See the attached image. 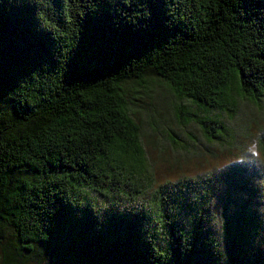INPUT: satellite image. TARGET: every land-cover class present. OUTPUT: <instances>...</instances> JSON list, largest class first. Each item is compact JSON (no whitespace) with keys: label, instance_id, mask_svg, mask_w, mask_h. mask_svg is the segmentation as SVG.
I'll list each match as a JSON object with an SVG mask.
<instances>
[{"label":"trees","instance_id":"obj_1","mask_svg":"<svg viewBox=\"0 0 264 264\" xmlns=\"http://www.w3.org/2000/svg\"><path fill=\"white\" fill-rule=\"evenodd\" d=\"M148 72L179 102L180 124L231 142L222 113L264 97V0H0V264H196L205 250L238 264L246 254L262 223L237 194L224 199L230 258L205 236L220 177L148 194L125 88Z\"/></svg>","mask_w":264,"mask_h":264},{"label":"rangeland","instance_id":"obj_2","mask_svg":"<svg viewBox=\"0 0 264 264\" xmlns=\"http://www.w3.org/2000/svg\"><path fill=\"white\" fill-rule=\"evenodd\" d=\"M144 81L141 84L129 81L125 88L130 106L135 111L134 118L141 126V141L151 165L152 186L148 194L165 183L180 179L220 177L221 186L211 199L212 220L205 228V236H216L225 252L222 260L230 258L229 253L236 247L225 242L223 222L234 210L225 207L224 199L235 198L237 194L238 199L246 202L245 214L256 209L262 223L261 234L253 238L246 254L239 256L238 264H264V152L261 147L264 97L255 103L238 98L233 116L222 113L221 119L233 136L229 142L226 138L212 139L194 123L180 124L175 113L179 102L156 81L152 72L146 74ZM183 107L194 110L193 106ZM185 144L190 147L181 150L180 146ZM205 187V184H198L192 195L204 193ZM2 234L5 237L6 232L2 231ZM196 264H222V261H215L205 250Z\"/></svg>","mask_w":264,"mask_h":264}]
</instances>
